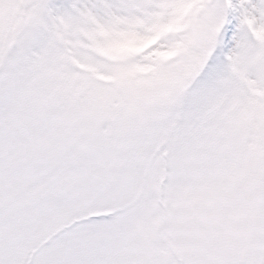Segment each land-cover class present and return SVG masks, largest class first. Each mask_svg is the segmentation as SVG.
Listing matches in <instances>:
<instances>
[{"label":"snow or ice","instance_id":"6c2138e0","mask_svg":"<svg viewBox=\"0 0 264 264\" xmlns=\"http://www.w3.org/2000/svg\"><path fill=\"white\" fill-rule=\"evenodd\" d=\"M0 264H264V0H0Z\"/></svg>","mask_w":264,"mask_h":264}]
</instances>
